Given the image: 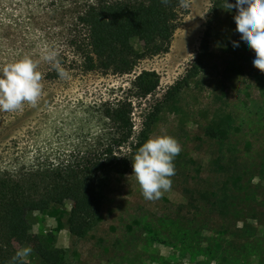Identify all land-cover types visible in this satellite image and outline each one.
<instances>
[{
	"label": "rangeland",
	"instance_id": "374dc122",
	"mask_svg": "<svg viewBox=\"0 0 264 264\" xmlns=\"http://www.w3.org/2000/svg\"><path fill=\"white\" fill-rule=\"evenodd\" d=\"M44 1L0 3V68L30 58L37 63L42 85L36 106L25 103L18 111H0V171L27 165L35 157L57 156L87 145L101 124L98 106L118 98L135 74L153 71L159 82L155 93L140 106L134 105L136 135L143 112L161 100L166 89L190 67L209 20L211 30L204 70L175 100L162 105L144 138L168 135L181 145L173 161L175 175L170 178V190L157 200H145L132 174L133 157L129 171L111 176L101 189L103 204L87 237L71 245L64 226L70 204L65 203L30 214L31 228L19 250L31 247L35 237L44 235L56 247L67 250V264H207L202 252L209 237H217L216 231L224 226L240 227L246 221L256 227L260 240L249 242L247 254H240L231 264H264V118L247 116L245 109L253 103L262 106L263 99L248 75L247 65L255 53L242 44L236 31L233 17L237 9L227 6L213 20L208 11L211 0H187L186 13L176 23L168 52L138 61L130 74L114 75L79 70L77 57L67 47L74 26L69 0H60L65 5L62 10L49 5L42 13L39 3ZM22 19L29 20V29ZM48 50L66 61L59 65L67 73L65 77H43L46 63L47 72L52 66L43 59ZM224 74H229L230 81ZM221 117L236 119L237 129L231 139L239 147L240 162L254 174L249 186L254 201L240 203V215L224 220L198 201L192 202L198 206L195 214L184 192L185 188L193 194L211 190L218 180L211 170L216 144L203 135V127L216 125ZM187 228L192 234L186 238L189 245L184 246L180 234ZM22 259L37 264L32 252Z\"/></svg>",
	"mask_w": 264,
	"mask_h": 264
},
{
	"label": "trees",
	"instance_id": "16d2710c",
	"mask_svg": "<svg viewBox=\"0 0 264 264\" xmlns=\"http://www.w3.org/2000/svg\"><path fill=\"white\" fill-rule=\"evenodd\" d=\"M186 1L69 0L67 7L71 8L74 26L70 30L67 47L77 57V66L82 72L97 70L114 75L130 74L138 61L168 52L176 23L186 13ZM232 2L235 0H211L208 9L211 19L214 20L218 12ZM39 5L44 9L42 13H46L49 5L61 10L65 7L60 0H46ZM22 21L25 29H29V20ZM210 21L206 26L209 32L204 30L190 67L181 79L166 89L161 100H156L143 112L141 128L136 135L132 121L134 105L140 106L143 100L155 93L159 82L153 71L142 70L135 74L118 98L106 100L98 106L101 124L87 145L57 156L35 157L27 165L0 171V264H29L15 254L25 243L31 228L29 217L33 212H44L52 206L69 203L64 226L71 245L94 230L103 204L101 189L105 183L111 176H123L129 171L131 160L143 144L162 105L175 100L204 70ZM51 63L49 72L47 63L45 65V79L58 78L57 67L65 65L66 61L61 60L58 54ZM247 67L263 104L245 106L246 115L262 119L264 73L253 67L252 61ZM224 77L230 81L229 74H224ZM236 129L234 117H221L216 125L203 127V135L216 144L211 170L218 180L211 190L193 194L184 189L195 214L198 206L192 202L196 201L221 220L238 217L240 203L254 201L249 190L254 174L240 162L239 147L231 139ZM195 228L201 229V226ZM190 230L187 228L180 234L184 246L189 245L186 238L191 236ZM216 234L217 237H209V244L203 248L202 255L207 264H231L240 254H247L249 242L260 240L256 227L246 221H242L240 227L235 224L232 228L224 226ZM225 234L227 236L222 238ZM196 246H199L198 241ZM30 248L37 264H67V250L56 247L47 236L35 237Z\"/></svg>",
	"mask_w": 264,
	"mask_h": 264
},
{
	"label": "clouds",
	"instance_id": "9594fccd",
	"mask_svg": "<svg viewBox=\"0 0 264 264\" xmlns=\"http://www.w3.org/2000/svg\"><path fill=\"white\" fill-rule=\"evenodd\" d=\"M166 2L162 0V3ZM227 4L229 9H237L233 17L236 31L242 44L255 53L253 66L264 73V0H235L234 5ZM55 57L56 53L51 50L43 55L45 61H55ZM57 72L61 78L67 75L59 67ZM41 92V74L32 59L23 58L0 68V111H18L25 103L36 106ZM180 152L179 142L168 135L149 138L138 148L132 160V174L145 200H157L170 190V178L175 175L173 161ZM30 252V247H24L15 257H27Z\"/></svg>",
	"mask_w": 264,
	"mask_h": 264
}]
</instances>
